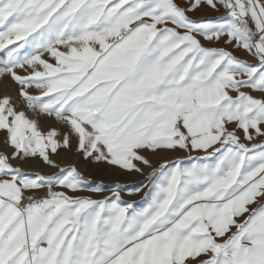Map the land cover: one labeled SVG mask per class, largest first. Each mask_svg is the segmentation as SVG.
I'll list each match as a JSON object with an SVG mask.
<instances>
[{"label":"snow or ice","instance_id":"6c2138e0","mask_svg":"<svg viewBox=\"0 0 264 264\" xmlns=\"http://www.w3.org/2000/svg\"><path fill=\"white\" fill-rule=\"evenodd\" d=\"M0 53V264H264V0H0ZM61 151L150 169L143 205Z\"/></svg>","mask_w":264,"mask_h":264},{"label":"rangeland","instance_id":"374dc122","mask_svg":"<svg viewBox=\"0 0 264 264\" xmlns=\"http://www.w3.org/2000/svg\"><path fill=\"white\" fill-rule=\"evenodd\" d=\"M182 3L183 0H180ZM219 10H213L211 8L205 7L198 11L197 13L192 15L193 19H212L216 20L221 17L226 16V10L223 7L218 6ZM207 45L206 42H204ZM213 47H223L220 45H211ZM240 58L246 59L249 62L251 58L243 51H238L235 53ZM0 56H3V53H0ZM46 58V57H45ZM12 95L15 96V85L11 82L10 79H2L0 80V96L2 95ZM51 126H55V122L50 119H42L41 127L43 130L47 131V129ZM4 136L0 133V150L4 149ZM260 141H256L259 143ZM10 151V149L8 150ZM193 157L195 156H203L202 152L191 153ZM189 153L177 150V151H164L160 152L156 155L150 156V159L153 162L154 166H158L160 163L165 161L170 164L175 162L176 160H183L185 164L189 163L188 160ZM53 159L56 161L60 167L67 168L71 166H75L87 180L91 183L89 188L102 186L105 191L100 193H93L91 191H83L80 195H91L93 198L102 199L106 195H111L110 189L114 184H119L123 189L122 199L126 203H132L136 207H140L143 205L145 193L148 191V187H144L147 183V175L150 169L145 168L144 175H140L139 173H128L122 172L119 170H113L110 168H106L102 165H94L89 163L88 161L82 160L79 156H77L74 152H64L61 151L58 156H54ZM168 159V160H167ZM23 169L29 173H40L44 175H53L56 174L59 169L50 168L47 165H44L42 162L38 160H29L28 162L22 165ZM150 187V185H149ZM137 189H140L137 191ZM46 190V189H42ZM40 190V191H42ZM55 191H61L63 189L55 188Z\"/></svg>","mask_w":264,"mask_h":264},{"label":"built area","instance_id":"2783aa9c","mask_svg":"<svg viewBox=\"0 0 264 264\" xmlns=\"http://www.w3.org/2000/svg\"><path fill=\"white\" fill-rule=\"evenodd\" d=\"M47 190H44V191H40V194L42 195L44 192H46Z\"/></svg>","mask_w":264,"mask_h":264},{"label":"bare ground","instance_id":"6f19581e","mask_svg":"<svg viewBox=\"0 0 264 264\" xmlns=\"http://www.w3.org/2000/svg\"><path fill=\"white\" fill-rule=\"evenodd\" d=\"M168 160V159H167ZM42 191H44V190H42Z\"/></svg>","mask_w":264,"mask_h":264}]
</instances>
